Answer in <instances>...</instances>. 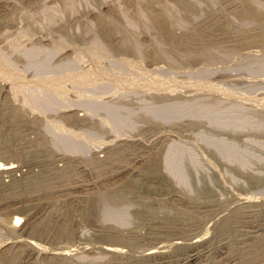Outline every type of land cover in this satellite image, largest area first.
<instances>
[{
	"label": "rangeland",
	"instance_id": "obj_1",
	"mask_svg": "<svg viewBox=\"0 0 264 264\" xmlns=\"http://www.w3.org/2000/svg\"><path fill=\"white\" fill-rule=\"evenodd\" d=\"M0 72V264H264V0H0Z\"/></svg>",
	"mask_w": 264,
	"mask_h": 264
},
{
	"label": "bare ground",
	"instance_id": "obj_2",
	"mask_svg": "<svg viewBox=\"0 0 264 264\" xmlns=\"http://www.w3.org/2000/svg\"><path fill=\"white\" fill-rule=\"evenodd\" d=\"M2 70V69H1ZM0 74H1V72H0ZM3 76V75H2ZM81 78V77H80ZM14 80V79H13ZM14 91V90H13ZM63 157V156H62ZM138 157V156H137ZM63 162V161H62ZM13 167V164H11V163H2V162H0V170H7V169H10V168H12ZM110 170V169H109ZM172 176V175H171ZM124 184V183H123ZM173 184V183H172ZM114 186V185H113ZM166 192V191H165ZM170 201V200H169ZM254 218V217H253ZM86 220V219H85ZM19 221H20V218L18 217V216H15L14 218H13V224L14 225H17L18 223H19ZM79 222V221H78ZM197 223V222H196ZM85 224V223H84ZM95 224V223H94ZM67 226V225H66ZM88 227V226H87ZM104 227V226H103ZM117 227V226H116ZM70 228V227H69ZM136 228V227H135ZM58 229V228H57ZM70 230V229H69ZM90 230V229H89ZM142 230V229H141ZM175 230V229H174ZM180 231V230H179ZM212 231H213V229H212ZM116 232V231H115ZM144 232V231H143ZM138 234H140V233H138ZM119 235V234H118ZM253 236V235H252ZM259 236V235H258ZM62 237V236H61ZM60 237V238H61ZM54 238V237H53ZM96 238V237H95ZM57 239V238H56ZM128 239V238H127ZM174 239V238H173ZM76 241V240H75ZM123 241V240H122ZM121 241V242H122ZM56 242V241H55ZM131 242V241H130ZM92 245V244H91ZM64 247V246H63ZM115 247V246H114ZM113 247V248H114ZM238 248V247H237ZM109 249V248H108ZM144 249V248H143ZM92 251V250H91ZM120 252V251H119ZM210 253V252H209ZM137 254V253H136ZM237 254V253H236ZM55 255V254H54ZM123 257V256H122ZM142 257V256H141ZM47 259H49V257L47 258ZM219 259V258H218ZM76 260V259H75ZM80 261V260H79ZM124 261V260H123ZM148 261V260H147ZM86 262V261H85ZM130 262V261H129ZM134 262V261H133ZM45 263V262H44ZM127 263V262H126ZM136 263V262H135ZM140 264V263H139Z\"/></svg>",
	"mask_w": 264,
	"mask_h": 264
}]
</instances>
